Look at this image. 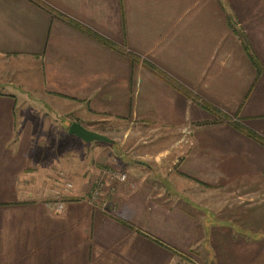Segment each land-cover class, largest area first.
<instances>
[{"label":"crops","instance_id":"1","mask_svg":"<svg viewBox=\"0 0 264 264\" xmlns=\"http://www.w3.org/2000/svg\"><path fill=\"white\" fill-rule=\"evenodd\" d=\"M25 93L64 115L70 102L109 141L68 137L62 121L40 134ZM105 165L127 183L101 210L86 197ZM61 175L72 187L56 214ZM190 255L264 264V0H0V264Z\"/></svg>","mask_w":264,"mask_h":264},{"label":"built area","instance_id":"2","mask_svg":"<svg viewBox=\"0 0 264 264\" xmlns=\"http://www.w3.org/2000/svg\"><path fill=\"white\" fill-rule=\"evenodd\" d=\"M191 132V125L187 121L179 129V139L177 142H186ZM60 188H52L50 190L52 200L48 203L51 210L58 214L63 210V200L66 192L72 187L70 181L66 180L62 175L58 178ZM117 183H127L126 171L111 168H101L98 176L94 180L88 191L86 202L92 207H98L101 210L107 207L108 194H110Z\"/></svg>","mask_w":264,"mask_h":264},{"label":"rangeland","instance_id":"3","mask_svg":"<svg viewBox=\"0 0 264 264\" xmlns=\"http://www.w3.org/2000/svg\"><path fill=\"white\" fill-rule=\"evenodd\" d=\"M17 101L22 102L27 107H31V106L38 107L39 106L42 109V110L40 109V112H39V116L41 117L40 122H45V123L41 124L40 134L46 133L49 138H57L59 136L56 134L55 128H52L51 125H47V123L52 124L54 123V121H56V123H58V121H62L64 122L63 125H69V123L73 121L74 116L78 117V113L75 112L70 102L65 104L64 106V110L65 112H67V114L64 115L62 112H58L56 108H52L51 105H55L56 103H52L51 101L49 102V100H45L43 98L37 100L36 97L27 96V94L25 93V97H23L22 99L17 98ZM58 108L61 109L62 107L58 105ZM104 131L107 134L112 135V133L108 130V128L104 129ZM177 134H178V130H177ZM66 136L73 138V135L71 134H67ZM78 144H75L76 146L73 147L71 153L73 157H80L83 159L84 153L82 152ZM89 156L92 157L91 154H88V157ZM101 168L118 169V168L110 167L107 165L100 167L99 170ZM119 170H122V169H119ZM206 245H207V242L206 241L203 242V246L205 247V250H207ZM256 259L257 258L255 256L248 258L247 264H255ZM183 260H184V264H209L208 262L201 260L199 258H192L191 255L188 257L187 256L183 257Z\"/></svg>","mask_w":264,"mask_h":264},{"label":"water","instance_id":"4","mask_svg":"<svg viewBox=\"0 0 264 264\" xmlns=\"http://www.w3.org/2000/svg\"><path fill=\"white\" fill-rule=\"evenodd\" d=\"M67 133L83 141H109L104 135L82 127L78 122L72 121L67 127Z\"/></svg>","mask_w":264,"mask_h":264},{"label":"trees","instance_id":"5","mask_svg":"<svg viewBox=\"0 0 264 264\" xmlns=\"http://www.w3.org/2000/svg\"><path fill=\"white\" fill-rule=\"evenodd\" d=\"M73 27H75L77 30L81 31L82 33H84L85 35H87L88 37H90L91 39L93 40H96L106 46H109V47H112V44L105 40L104 38H102L101 36L91 32L90 30H87L85 29L84 27L80 26L79 24H74L73 23ZM234 126L236 128H239L243 133H245L246 135H248L249 137L257 140V141H262L259 137H257L255 134H253L251 131H249L248 129L244 128V127H241L240 125L238 124H234Z\"/></svg>","mask_w":264,"mask_h":264}]
</instances>
